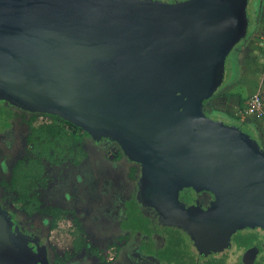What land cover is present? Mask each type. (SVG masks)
<instances>
[{"label":"water","instance_id":"water-1","mask_svg":"<svg viewBox=\"0 0 264 264\" xmlns=\"http://www.w3.org/2000/svg\"><path fill=\"white\" fill-rule=\"evenodd\" d=\"M248 0H0V101L107 137L139 164L137 202L199 254L264 230V148L204 111L248 35ZM210 191V208L179 192ZM0 206V264H37Z\"/></svg>","mask_w":264,"mask_h":264},{"label":"flooded vegetation","instance_id":"flooded-vegetation-1","mask_svg":"<svg viewBox=\"0 0 264 264\" xmlns=\"http://www.w3.org/2000/svg\"><path fill=\"white\" fill-rule=\"evenodd\" d=\"M41 115L48 119L38 122ZM50 118L49 114L29 112L0 101V206L12 215L23 241L33 249L31 254L37 264H264V230L259 227L239 229L231 234L228 247L202 255L182 228L163 225L153 208H144L136 200L139 164L129 160L118 144L107 137L94 138L87 134L86 156L78 164L64 162L76 166L93 155L92 172L103 180V185L92 200H86L83 180L77 177L72 193L60 187L59 195L55 194L67 205L41 204L35 193L45 187L40 185L34 191L37 210L30 212L21 203H18L20 211L4 205L9 198L14 202L12 196L3 198V183L10 181L15 164L27 154L31 129L49 122ZM120 167L122 171L117 173ZM178 198L186 208L202 210L210 208L215 200L210 191H195L191 187L180 190ZM79 202L87 203L85 212L74 216L72 203ZM133 207L149 218L145 231L129 228ZM61 219L68 220L72 226L71 253L66 250L60 253L50 242L52 227ZM86 233L98 241L109 242L110 248L97 253V244L92 245ZM110 250L112 255L107 257Z\"/></svg>","mask_w":264,"mask_h":264},{"label":"trees","instance_id":"trees-1","mask_svg":"<svg viewBox=\"0 0 264 264\" xmlns=\"http://www.w3.org/2000/svg\"><path fill=\"white\" fill-rule=\"evenodd\" d=\"M215 112L217 111H205L213 119H223ZM50 117L49 122L31 129L27 154L15 164L10 181L3 183L5 192L3 198L13 196L14 202L21 203L30 212L37 210L38 207L34 191L39 185L45 186L47 183L45 165H60L67 161L78 164L87 154L84 147L87 133L59 116L50 115ZM148 222L149 218L137 207H133L129 228L145 231Z\"/></svg>","mask_w":264,"mask_h":264},{"label":"crops","instance_id":"crops-1","mask_svg":"<svg viewBox=\"0 0 264 264\" xmlns=\"http://www.w3.org/2000/svg\"><path fill=\"white\" fill-rule=\"evenodd\" d=\"M258 1L248 35L233 48L232 59L225 62L222 84L205 108L244 125L264 148V115L257 117L243 112L247 98L253 94L259 93L264 104V0Z\"/></svg>","mask_w":264,"mask_h":264},{"label":"rangeland","instance_id":"rangeland-1","mask_svg":"<svg viewBox=\"0 0 264 264\" xmlns=\"http://www.w3.org/2000/svg\"><path fill=\"white\" fill-rule=\"evenodd\" d=\"M170 1V0H166ZM258 0H248L247 3V13L250 18V26H252V19L254 17V10L257 9V3ZM233 56V51L230 52L228 59L226 60L228 63L232 59ZM226 67V63H225ZM205 108V105H204ZM204 111H208L206 108ZM218 116V114H216ZM224 122L228 124H232V120L226 119L222 117ZM48 117L45 115L38 116L37 121H45L47 120ZM241 124V123H237ZM243 129L246 130V132L251 135L254 139L255 136L253 133L247 129L244 125ZM116 147H112V150H114ZM94 157L93 155L84 161H82L79 165H71L70 163H63L62 165H52V164H46L45 165V172L48 177L47 185L45 187H41L38 190L35 191L39 201L43 205H52L55 203H60L62 205H65L66 203L63 202L62 197L55 196V194L59 195L57 193V190L60 189V187L68 189L70 193L73 192L72 186L75 183L76 184V179L79 178L82 179L81 181V186L83 188V191L86 194V200H92L95 196L98 195V190L99 188L103 185V180H99L97 178V175L92 172V168L94 166L93 164ZM122 171L121 167L116 171L117 173H120ZM69 185V188H68ZM2 195V193H0ZM13 197V196H12ZM6 206H10L14 211H20L21 205L18 203H14L10 201V198L8 201L4 203ZM67 205V204H66ZM74 211V216H79L82 212H85V208L87 206V203L79 202L78 204H73ZM72 226H70L68 220L65 221V219H61L58 223L54 224L52 227V233H51V238L50 242L54 243L55 246L54 248L57 249L60 253H62L63 250L69 251L68 253H71V247H70V242H71V233ZM89 233L92 231H88ZM87 235V233H86ZM88 234L86 236L87 239H90V243L94 245L95 243L97 246H95L98 250V252L103 253L105 249H109L110 245L109 242H101L95 239L93 236H89ZM94 243V244H93ZM95 244V245H96ZM70 247V248H69ZM112 255V250H110V253L107 254L108 256Z\"/></svg>","mask_w":264,"mask_h":264},{"label":"built area","instance_id":"built-area-1","mask_svg":"<svg viewBox=\"0 0 264 264\" xmlns=\"http://www.w3.org/2000/svg\"><path fill=\"white\" fill-rule=\"evenodd\" d=\"M243 112L245 115H255L257 117H262L264 115V104L259 93L253 94L247 98Z\"/></svg>","mask_w":264,"mask_h":264}]
</instances>
